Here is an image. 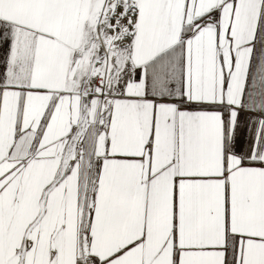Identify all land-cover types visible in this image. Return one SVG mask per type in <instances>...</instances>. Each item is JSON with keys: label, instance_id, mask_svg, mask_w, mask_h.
Returning a JSON list of instances; mask_svg holds the SVG:
<instances>
[{"label": "snow or ice", "instance_id": "obj_1", "mask_svg": "<svg viewBox=\"0 0 264 264\" xmlns=\"http://www.w3.org/2000/svg\"><path fill=\"white\" fill-rule=\"evenodd\" d=\"M0 264H264V0H0Z\"/></svg>", "mask_w": 264, "mask_h": 264}]
</instances>
